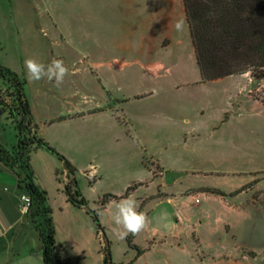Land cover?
Returning a JSON list of instances; mask_svg holds the SVG:
<instances>
[{"label": "crops", "instance_id": "obj_1", "mask_svg": "<svg viewBox=\"0 0 264 264\" xmlns=\"http://www.w3.org/2000/svg\"><path fill=\"white\" fill-rule=\"evenodd\" d=\"M83 1L87 16L83 19L81 33L64 28L58 20H53L55 22L53 30L48 31V28L42 24H39L36 29L51 40L60 39L67 43L77 38L94 40L99 49L95 53L99 55L98 60L93 58L95 54L91 50L83 49L82 55L88 59V65L81 68L65 64L70 70V75L65 77L66 82L60 87H54L47 80L35 81L33 86H30L32 82L27 79L24 66L21 69L11 68L21 78L25 77V92L31 106L33 120L37 124V135L65 155L74 166H78L83 161L89 162L90 168L85 171V174L90 176L94 183L105 175L119 176L120 173L116 169L104 171L106 162L116 158L113 153L111 154L113 148L131 145L133 148L131 154L134 159L141 157L143 169L140 173L141 177L137 176L139 183L130 185L134 187L124 197L110 199L100 210V215L114 202L129 198L136 201L137 211L149 217L147 212L149 208L157 210L163 202L174 200L175 194H181L180 197H191L197 202L199 193L214 195L221 204L219 211L203 210L199 219L190 218L195 230L193 237L196 243L205 244L203 230H212L215 234L225 230V234L229 235V238H226L227 244L224 245L221 238L214 236V242L221 244L217 251L219 259L237 256L241 257V260H249L251 257L258 258L264 255V251H255L253 247L246 248L247 244L251 246L249 241L264 239V227L261 224L256 225L264 219V170L249 172L248 176L242 177L243 180L237 186L232 187L234 190L219 188L203 181L199 172L186 169L184 164L186 160L179 152L180 149L175 145L176 143L170 138L161 143L164 151L169 150V158L164 159L162 154L155 158L153 155L158 154L156 152L150 156L146 155L147 152L150 153V150L143 139L135 138L124 133L123 130L124 101L154 99L158 95V85L167 80L173 72H177L178 78H183L182 72L186 64H195L199 70L184 0ZM181 20L183 29L177 31L175 25ZM188 41L191 44L184 53L185 56L182 57V47L188 44ZM53 55L57 54L53 52ZM91 74L94 89H91L85 81V77ZM125 85L133 91L123 92ZM248 97L260 103L262 108L257 113L264 116V100L250 94ZM168 103L163 100L162 105H151L143 111L141 119L144 126L154 128L164 122L165 125H173L177 130H183L185 126L193 129L194 126L187 117L184 107L178 104L170 114L166 109ZM0 106L6 114L5 123L13 127L15 134L11 146L4 143L2 139L0 143L14 158L16 157L14 166L0 159V264H44L40 231L36 229L40 240L38 245L32 239L34 227L36 228L34 219L22 199L23 195L30 196V192L26 187L28 170L24 166L18 147V129L9 117L8 111L1 104ZM227 119H229V112L225 113L222 123ZM233 145L245 152L242 159L248 161L255 158V153L248 152L249 150L239 145ZM197 149L190 150L194 152ZM54 157L57 156L43 147H37L35 143L30 146L29 163L32 181L41 190L47 192V202L52 209L57 250L56 205L51 200L49 185L42 178L44 169L51 166ZM148 158L151 159L149 163H147ZM57 159L63 164L58 157ZM62 174H67L64 164L63 171L55 170V178L58 179ZM169 174L176 176L170 178ZM61 180L59 179V184L62 185ZM208 187L220 189L225 194L206 191L205 188ZM244 187L245 189L241 192L232 194V191ZM79 190L81 191L80 188ZM155 192H157L156 198ZM150 193L153 196L148 197ZM74 206L65 193L62 208L65 210ZM80 209L86 211L84 208ZM179 211L177 209V213ZM37 216L40 217L41 214ZM181 221L182 218L177 217L175 226L178 227ZM197 233L198 238H196ZM137 238L138 235H135L133 243L142 248L143 252L138 255L137 249L129 246L134 252L133 259L129 261H132L131 264H135L142 256L150 253L159 243L154 239L149 242L148 248H144L138 244ZM175 249V253L183 252L194 262L196 261L195 251L188 249L184 251V247L179 244L175 246ZM56 254L59 255L57 251ZM164 262L177 264L178 261L177 257L173 259L172 255H167ZM161 263L155 260V257L150 258L149 264Z\"/></svg>", "mask_w": 264, "mask_h": 264}, {"label": "rangeland", "instance_id": "obj_2", "mask_svg": "<svg viewBox=\"0 0 264 264\" xmlns=\"http://www.w3.org/2000/svg\"><path fill=\"white\" fill-rule=\"evenodd\" d=\"M83 2V0H0V63L10 68L21 69L25 59L31 57L46 65L53 59H62L66 65L81 68L87 66L89 61L82 55V51L89 49L92 53H97L99 49L94 40L77 38L71 40V43L60 39L51 40L36 29L42 24L48 31L53 30L55 24L53 20H58L64 28L81 33L83 19L87 16ZM189 42L182 47V57L189 49L191 44ZM53 52L57 55L54 56ZM93 58L98 60L99 55L95 54ZM182 74L183 78H178L177 72H173L167 80L161 82L158 85V95L151 99V102L148 99L140 101L130 99L123 102L124 133L143 139L150 150V153H146L147 156L156 152L158 154L153 155L155 158L162 154L164 159L169 158V150L164 151L161 143L170 138L186 160L184 162L186 169L199 172L203 181L219 188L231 189L243 180L242 177L248 176L249 172L264 170V116L257 113L262 108L260 103L248 97L250 94L264 100V80H256L247 72L204 81L195 64H186ZM92 76V74L86 76L85 81L94 89ZM0 84L3 88L9 86V82L4 79H0ZM30 86H33V82ZM128 90L133 91L125 85L123 92L129 93ZM163 100L169 102L166 109L170 114L178 104L183 106L194 128L185 126L183 130H177L173 125H165L164 122L154 128L144 126L141 113L151 105H162ZM226 112H229V119L222 123ZM5 118L6 114L0 106V140L11 146L15 139L14 129L5 123ZM233 144L255 153V158L248 161L242 159L245 152ZM191 148L198 149L191 152ZM132 149L131 145L113 148L111 154L113 153L116 158L106 162L104 171L116 169L120 174L105 175L96 183L85 174L90 168L89 162L83 161L76 166L74 178L81 192L85 193L83 196L88 200L90 208L99 207L104 194L124 195L128 186L139 183L137 176L141 177L142 159L141 157L134 159ZM147 161L149 163L151 159L148 158ZM56 169L63 171V164L54 157L51 166L45 168L42 174V178L49 185L51 200L56 205L55 221L58 226L56 251L59 260L52 264H104L103 244L92 216L79 207H69L65 210L62 208L66 193L65 183L71 179L67 174H62L56 179ZM168 176L171 178L176 175ZM59 179H62V185L59 184ZM175 195L174 200L163 202L157 210L152 208L147 210L149 224L138 234V244L148 248L149 242L154 239L159 243L135 264H149L151 257L165 264L167 255H172L173 259L177 257V264H264V261L262 262L264 255L258 258L251 257L249 260H241V257L237 256L219 259L217 251L221 244L214 242V236L221 238L224 245L227 244L226 238H229V235L225 234V230L217 234L212 230H203L205 244L196 243L193 237L195 230L190 218L199 219L203 210L219 211L221 204L214 195L199 193L198 202L188 196L180 197L179 193ZM150 196L153 195L150 193L148 197ZM154 197H157V192L154 193ZM119 203L120 201L114 202L109 209L103 210L100 220L110 241L113 260L127 263L133 259L134 253L127 243L128 237L127 240L119 239L113 231L115 225L112 218ZM177 209L180 210L179 213ZM44 211L43 205L31 201L28 212L36 226L32 239L38 245L40 240L36 229L39 231L45 229ZM39 213L40 217L37 216ZM177 217L182 218L178 227L175 226ZM260 224L264 227V219L256 225ZM28 231L30 232V229ZM249 243L251 246L247 244V249L253 247L255 251H264V239ZM178 244L184 247V251L186 249L195 251L196 261L183 252L175 253V246Z\"/></svg>", "mask_w": 264, "mask_h": 264}, {"label": "trees", "instance_id": "obj_3", "mask_svg": "<svg viewBox=\"0 0 264 264\" xmlns=\"http://www.w3.org/2000/svg\"><path fill=\"white\" fill-rule=\"evenodd\" d=\"M187 20L194 44L198 67L204 81L223 78L230 75L250 72L256 80L264 79V0H184ZM0 79L9 82L7 88L0 84V104L8 111L9 117L16 124L19 135L18 147L27 168L26 187L31 200L43 205L45 229L40 231L43 242L44 264H52L59 260L56 254L55 227L52 209L47 202V192L41 190L32 181L29 163L30 146L35 143L55 154L64 164L67 177L65 183L68 200L90 214L97 225V233L101 238L104 264L113 261L110 241L100 220V210L110 199H118L130 193V186L122 196L105 194L100 206L90 208L88 200L78 188L74 174L76 166L61 152L37 135V124L33 120L31 106L25 92L26 81L11 68L0 63ZM0 159L14 166L15 158L0 143ZM73 183L75 188H73ZM244 188L232 192L237 194ZM206 191L224 195L217 188L208 187ZM133 235L128 236L130 246L137 249L138 255L143 249L133 243Z\"/></svg>", "mask_w": 264, "mask_h": 264}, {"label": "clouds", "instance_id": "obj_4", "mask_svg": "<svg viewBox=\"0 0 264 264\" xmlns=\"http://www.w3.org/2000/svg\"><path fill=\"white\" fill-rule=\"evenodd\" d=\"M177 31H182L183 21H177ZM26 77L30 82L47 80L54 87H60L65 77L70 75L68 66L62 59H53L51 63L44 64L34 58H27L24 61ZM114 234L119 239H125L130 234L135 236L144 231L149 224L148 217L137 211V204L134 199L122 200L117 206V212L113 216Z\"/></svg>", "mask_w": 264, "mask_h": 264}, {"label": "built area", "instance_id": "obj_5", "mask_svg": "<svg viewBox=\"0 0 264 264\" xmlns=\"http://www.w3.org/2000/svg\"><path fill=\"white\" fill-rule=\"evenodd\" d=\"M22 199L24 200L25 202V206H26V209H29V206L31 205V196L29 195H23L22 196ZM198 200V199H197Z\"/></svg>", "mask_w": 264, "mask_h": 264}]
</instances>
